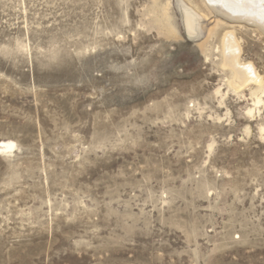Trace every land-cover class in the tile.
<instances>
[{"label":"rangeland","instance_id":"1","mask_svg":"<svg viewBox=\"0 0 264 264\" xmlns=\"http://www.w3.org/2000/svg\"><path fill=\"white\" fill-rule=\"evenodd\" d=\"M0 141V264H264V32L206 0H0Z\"/></svg>","mask_w":264,"mask_h":264},{"label":"bare ground","instance_id":"2","mask_svg":"<svg viewBox=\"0 0 264 264\" xmlns=\"http://www.w3.org/2000/svg\"><path fill=\"white\" fill-rule=\"evenodd\" d=\"M206 2L225 17L246 20L255 24L264 32V0H206ZM195 17L196 16L193 12L186 10V19L189 32H193L196 29L197 18ZM223 39L224 56L226 57V60L233 66L236 75L242 79H245V81L258 82L260 78L258 79V76H256L254 73L253 68L248 65H241V63L238 62L239 48L235 42L233 34L228 33ZM241 78H239V80ZM261 101L262 100L259 98L257 102ZM13 146V142L0 141V152H6Z\"/></svg>","mask_w":264,"mask_h":264}]
</instances>
